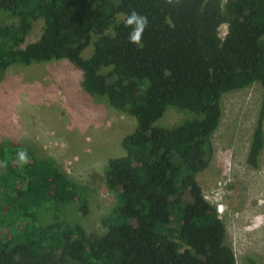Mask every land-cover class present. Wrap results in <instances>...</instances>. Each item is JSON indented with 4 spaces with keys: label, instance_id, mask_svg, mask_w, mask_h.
Here are the masks:
<instances>
[{
    "label": "trees",
    "instance_id": "1",
    "mask_svg": "<svg viewBox=\"0 0 264 264\" xmlns=\"http://www.w3.org/2000/svg\"><path fill=\"white\" fill-rule=\"evenodd\" d=\"M132 11L147 18L141 46L125 26ZM0 15V71L66 59L87 93L136 119L124 154L108 160L115 199L96 236L76 222L88 212L87 186L32 147L0 143V264H237L196 174L208 164L223 95L255 82L264 90V0H0ZM39 19L40 37L21 47ZM169 106L192 116L156 124ZM263 119L264 98L246 154L252 168ZM243 264L264 260L246 254Z\"/></svg>",
    "mask_w": 264,
    "mask_h": 264
},
{
    "label": "rangeland",
    "instance_id": "2",
    "mask_svg": "<svg viewBox=\"0 0 264 264\" xmlns=\"http://www.w3.org/2000/svg\"><path fill=\"white\" fill-rule=\"evenodd\" d=\"M42 29L43 21L36 20L20 46L37 40ZM225 33L222 23L219 34ZM92 50L88 45L83 57ZM81 79V71L66 59L14 63L0 71V143L32 147L38 156L52 158L70 179L87 186L88 212L76 222L96 236L102 234L101 218L115 199L105 183L108 160L124 154L122 138L134 131L136 119L87 93ZM263 98V87L256 82L223 95L208 164L196 174L204 198L216 206L226 226V242L237 264H243L246 254L264 260V150L258 168L246 163ZM191 116L169 106L156 124L171 125ZM74 217L69 213L67 218Z\"/></svg>",
    "mask_w": 264,
    "mask_h": 264
},
{
    "label": "clouds",
    "instance_id": "3",
    "mask_svg": "<svg viewBox=\"0 0 264 264\" xmlns=\"http://www.w3.org/2000/svg\"><path fill=\"white\" fill-rule=\"evenodd\" d=\"M126 27H132V31L129 34L130 43H134L137 46H141L142 34L147 26V18L143 15L138 14L135 11H132L131 14L127 17L125 22ZM19 159L22 162H27L26 153H20Z\"/></svg>",
    "mask_w": 264,
    "mask_h": 264
}]
</instances>
